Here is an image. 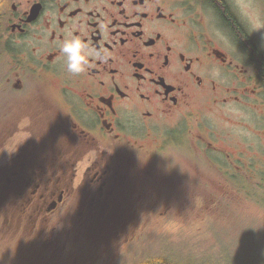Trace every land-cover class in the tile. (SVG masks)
<instances>
[{
    "label": "flooded vegetation",
    "instance_id": "1",
    "mask_svg": "<svg viewBox=\"0 0 264 264\" xmlns=\"http://www.w3.org/2000/svg\"><path fill=\"white\" fill-rule=\"evenodd\" d=\"M242 1L260 3L264 13V0ZM237 2L2 0L10 122L0 141L10 147L0 150V187L10 178L14 195L0 203L6 237H91L120 246L143 225L189 216L190 198L159 211L158 177H187L193 186L180 183V193H232L235 178L251 183V146L223 143L227 136L209 125L211 115L231 121L236 111L264 109V70L238 31L250 33L263 55L264 45ZM69 32L106 50L108 63L68 73L59 45ZM173 142L189 145L191 163L202 169L192 179L173 159L164 164Z\"/></svg>",
    "mask_w": 264,
    "mask_h": 264
},
{
    "label": "rangeland",
    "instance_id": "2",
    "mask_svg": "<svg viewBox=\"0 0 264 264\" xmlns=\"http://www.w3.org/2000/svg\"><path fill=\"white\" fill-rule=\"evenodd\" d=\"M237 4L243 8L244 14L248 16V18L243 16L244 21L248 27L249 24L252 26L259 41L264 45V39H262L264 37V13L261 11L260 3L255 4L238 0ZM4 62L6 69L10 70V59L8 56L4 58ZM2 64L4 63L0 60L1 68L4 67ZM3 72L6 73L5 70ZM5 90L7 89L0 85V107L4 105L0 110V127L10 122L7 108V106H10V95L6 94ZM3 111L8 113H1ZM236 112L239 114L238 120L231 121H225L220 117L211 115L209 117L210 128L220 132L222 136H227L228 140H224L223 143H238L239 145L249 143L254 145L256 154L258 153L257 151L262 152L264 147V109ZM237 128L244 129L247 134H236L235 129ZM171 144L175 145L163 151L162 158H167L164 164L166 165L170 159H173L172 164L179 166L177 169L181 174H183L182 171H186L188 176H190L189 178L192 179L193 174L191 172L197 174L202 169L197 162L191 163L192 158L189 157L190 147L181 142H173ZM6 147L9 148L10 145L0 141V150ZM251 175L249 178L254 183V188L247 191V186L243 181H235L233 183L236 188L235 193L230 196L224 193H212L209 190H199L198 192L196 190L195 193L181 190V194L180 190H178L181 184L193 186L186 182L185 179L187 177H177L178 182H171L166 178L158 177L156 181H153V185L159 186V193L155 196L156 201L159 203V211H162L160 209L162 203H167L168 207H170L178 199L184 200L185 197L191 200L192 213L188 218L173 213L172 218L176 220L174 224L159 219V221L143 225L139 237H126L120 246L118 242L103 243V241H100L97 243L98 241L94 242L91 237H79V239L73 240H60L58 238L59 242L56 241L57 237H20L17 234H14V237H6V233L2 229L0 230V242L7 243L10 247V252H0V264H3L1 262L2 257L10 258V264H13V262L19 264H135V262L141 260V256L138 253L146 255L149 252V248H154L157 245H168L167 249L171 255L170 260L175 264H182V258L180 257H183V254L187 256V254L184 251L180 253L177 250H172V245L177 243L188 248L192 245H197V253L205 259L206 256H214L216 251L215 246L209 244L213 240L215 233L217 237H227L222 240L224 242L220 241V255H222L223 245H227L228 253L241 260L245 256L256 254L254 234L258 229L264 231V161L257 156L255 157L254 170ZM3 180L9 182L10 178L4 177ZM1 182L4 183L3 181ZM171 187L178 190L179 194L174 196L176 192ZM1 190H3L4 200L13 199L14 195L10 193V183ZM228 199L234 202L232 204H234L235 209L236 206L238 207L236 215L234 216L228 212V216H222L215 222V214L224 211L223 203ZM183 219L185 221H182ZM4 223L6 224V222ZM245 230L246 233L244 232ZM198 241H200V244H198ZM51 242L54 245H51ZM167 242L170 243L167 244ZM101 245L107 252L105 259L100 248ZM5 250L7 251L8 249L5 247ZM191 250L185 249V251ZM150 254L148 253L147 255ZM189 258L194 259L198 264L201 263L197 258L191 256ZM211 258L216 259V257ZM253 262L252 260L250 263ZM187 264L194 263L187 262Z\"/></svg>",
    "mask_w": 264,
    "mask_h": 264
},
{
    "label": "trees",
    "instance_id": "3",
    "mask_svg": "<svg viewBox=\"0 0 264 264\" xmlns=\"http://www.w3.org/2000/svg\"><path fill=\"white\" fill-rule=\"evenodd\" d=\"M2 2V0H0V3ZM3 52L2 51V43H0V60H2L3 58ZM3 69V70H2ZM4 71V67H0V85L3 83V79L1 78V76L3 75ZM246 233V230L244 231ZM255 249L257 250L256 252V256H255V261L254 264H264V257H261L260 253L262 251V253H264V231L262 229H258L255 234ZM221 238V239H220ZM227 237H213V240L209 243V244H213L215 246V253L214 256H206V258H211V257H216V259H226V258H237L234 255H231L228 253V249H227V245H223V249L221 250L222 255H220V241L224 242L222 240H225ZM170 242H167V244ZM160 244V243H159ZM198 244H200V241H198ZM177 246V247H175ZM168 245H157L154 248H149L148 249V253H151L150 255H143L141 254V263L140 264H175L172 260H170V253L168 251ZM185 249L191 250V251H185ZM196 249H198L197 245H192L190 248L186 247L185 245L182 244H177L175 243L174 245H172V250H177L178 252L182 253V251H184L187 256H185L184 254L182 255L183 257L181 261L183 260H189V261H195L194 259L189 258V256L197 258L198 261H200L201 259H204L202 257L199 256V254L197 253ZM17 252V251H16ZM194 255V256H193ZM138 262H135V264ZM15 264H17L15 262ZM187 264V263H184Z\"/></svg>",
    "mask_w": 264,
    "mask_h": 264
},
{
    "label": "clouds",
    "instance_id": "4",
    "mask_svg": "<svg viewBox=\"0 0 264 264\" xmlns=\"http://www.w3.org/2000/svg\"><path fill=\"white\" fill-rule=\"evenodd\" d=\"M106 27V26H105ZM264 39V37H262ZM59 51L66 61V71L73 76L85 74L94 61L101 64L108 63L110 56L101 48H90L73 32L63 39L59 45ZM236 134L246 135L242 128L235 129Z\"/></svg>",
    "mask_w": 264,
    "mask_h": 264
},
{
    "label": "bare ground",
    "instance_id": "5",
    "mask_svg": "<svg viewBox=\"0 0 264 264\" xmlns=\"http://www.w3.org/2000/svg\"><path fill=\"white\" fill-rule=\"evenodd\" d=\"M0 5H1V3H0ZM0 20H1V7H0ZM232 24H234V21ZM238 37H239L240 42L243 45V48L247 52H249V54H250L249 57L253 59L258 72L263 71L264 70V55L262 53V50H261L259 44L255 40V38L250 33L246 32V31H242V30L238 31ZM2 51H4L3 52V54H4L5 49L3 48V46H2ZM258 254H260L261 257H264V253H258ZM255 256H256V254L248 255V256H245L241 260H238V258H231V257L226 258V259L205 258V259L200 260L201 261L200 264H207V263H211V262H213L215 264H254V262L253 263H250V262L252 260L255 261ZM187 262L198 264L195 261H189V260L181 261L182 264L187 263Z\"/></svg>",
    "mask_w": 264,
    "mask_h": 264
}]
</instances>
